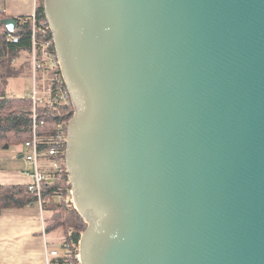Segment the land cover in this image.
Segmentation results:
<instances>
[{
    "label": "water",
    "instance_id": "water-1",
    "mask_svg": "<svg viewBox=\"0 0 264 264\" xmlns=\"http://www.w3.org/2000/svg\"><path fill=\"white\" fill-rule=\"evenodd\" d=\"M43 7L81 264H264V0Z\"/></svg>",
    "mask_w": 264,
    "mask_h": 264
},
{
    "label": "trees",
    "instance_id": "trees-1",
    "mask_svg": "<svg viewBox=\"0 0 264 264\" xmlns=\"http://www.w3.org/2000/svg\"><path fill=\"white\" fill-rule=\"evenodd\" d=\"M44 0H37L36 17L46 20L44 15ZM32 18V17H31ZM16 18L17 28L8 39L9 32L1 21L6 19L4 13L0 12V150L4 146H21L30 141L33 137V114L30 111L33 101L29 96L8 97L6 88L8 80L19 77L24 69H32V19ZM41 40H52L51 31L46 34L39 33ZM55 51V49H53ZM25 59V66H16V61ZM32 73V70H31ZM37 79H42L39 72ZM39 138V148L42 151L52 146V139L57 135V126L68 123L74 115L72 104L64 107L49 108L39 106L36 111ZM61 172H50L53 182L43 188V211L46 214V234L53 240L61 238L65 242H72L77 245L80 242L86 223L75 209L69 177L62 166ZM37 204L36 196L29 193L27 185H0V211L7 208H22L27 205ZM75 248L73 249V255ZM72 261L74 262L73 258ZM57 264H70L65 259L56 260ZM75 263V262H74Z\"/></svg>",
    "mask_w": 264,
    "mask_h": 264
},
{
    "label": "built area",
    "instance_id": "built-area-1",
    "mask_svg": "<svg viewBox=\"0 0 264 264\" xmlns=\"http://www.w3.org/2000/svg\"><path fill=\"white\" fill-rule=\"evenodd\" d=\"M32 71L34 79L38 72L42 73L41 88H34L29 95L33 101L30 111L33 114V137L24 144L26 152L23 158L30 170L26 172L28 178L27 188L30 194L36 196L37 204L43 208V188L45 185L51 184L50 172H61L62 166L65 164L67 126L63 123L57 126V135L52 139L51 147L42 151L39 148V138L37 135L38 127L36 111L39 106L49 108L64 107L71 103L70 95L64 84L60 64L55 53L53 41L41 40L39 33L46 34L50 30L47 20L37 19L36 15L32 16ZM8 39H12V34H8ZM66 169V167H65ZM67 172V171H66ZM72 196V190L69 191ZM80 243V242H79ZM79 243L77 245L72 242L61 240L60 244L46 253L48 264L54 263L56 260L65 259L71 261L70 264H81ZM75 248L73 255V249ZM72 258L74 262L72 261Z\"/></svg>",
    "mask_w": 264,
    "mask_h": 264
},
{
    "label": "crops",
    "instance_id": "crops-1",
    "mask_svg": "<svg viewBox=\"0 0 264 264\" xmlns=\"http://www.w3.org/2000/svg\"><path fill=\"white\" fill-rule=\"evenodd\" d=\"M37 0H0V12L6 18H31L36 15ZM19 155H7L0 150V185H26V167H19ZM24 159V158H23ZM46 214L38 204L0 211V264H48L46 253L56 248L46 234Z\"/></svg>",
    "mask_w": 264,
    "mask_h": 264
},
{
    "label": "rangeland",
    "instance_id": "rangeland-1",
    "mask_svg": "<svg viewBox=\"0 0 264 264\" xmlns=\"http://www.w3.org/2000/svg\"><path fill=\"white\" fill-rule=\"evenodd\" d=\"M25 59L16 61V66L19 67L21 65L25 66ZM32 69H24L23 74H21L19 77H13L8 80V86L6 88V94L8 97H14V96H29L35 87L38 89L41 88V80L40 77L37 79V73L36 79H34L33 71L31 73ZM1 75V73H0ZM2 78L0 76V82H2ZM4 152L7 153L9 156L19 155L26 152V149L21 146H12L8 150H4ZM16 162L18 163L19 167H26L25 160L23 158L17 159Z\"/></svg>",
    "mask_w": 264,
    "mask_h": 264
}]
</instances>
